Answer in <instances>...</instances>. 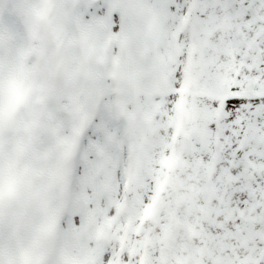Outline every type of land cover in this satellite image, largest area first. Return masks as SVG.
<instances>
[{"label":"snow or ice","instance_id":"snow-or-ice-1","mask_svg":"<svg viewBox=\"0 0 264 264\" xmlns=\"http://www.w3.org/2000/svg\"><path fill=\"white\" fill-rule=\"evenodd\" d=\"M0 264H264V0H0Z\"/></svg>","mask_w":264,"mask_h":264}]
</instances>
